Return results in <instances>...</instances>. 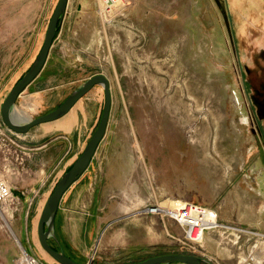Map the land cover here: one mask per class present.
<instances>
[{
  "label": "rangeland",
  "instance_id": "obj_1",
  "mask_svg": "<svg viewBox=\"0 0 264 264\" xmlns=\"http://www.w3.org/2000/svg\"><path fill=\"white\" fill-rule=\"evenodd\" d=\"M57 2L0 0V109L38 55ZM114 12L106 21L96 0H69L43 71L16 101L34 119L94 75L110 83L107 131L87 171L112 173L114 203L101 214L112 223L100 233L122 241L77 236L74 214L58 218L61 241L52 244L79 264L177 253L203 264H255L252 256L264 264V121L253 96L254 81L264 87V0H121ZM104 102L96 86L65 117L26 134L0 114V264H24L26 255L58 264L41 248L38 221ZM177 201L213 211L218 226L194 242L167 212L138 213Z\"/></svg>",
  "mask_w": 264,
  "mask_h": 264
},
{
  "label": "water",
  "instance_id": "obj_2",
  "mask_svg": "<svg viewBox=\"0 0 264 264\" xmlns=\"http://www.w3.org/2000/svg\"><path fill=\"white\" fill-rule=\"evenodd\" d=\"M68 1L69 0H58L47 26L45 38L38 55L36 56L29 70L13 86L3 101L0 114L4 125L10 131L16 134H26L37 126L52 123L65 117L73 109V107L94 87L100 86L103 89L105 102L99 124L89 142L85 146L82 154L56 183L53 192L45 202L38 221V239L44 252L58 264H79L67 257L62 248L58 247V250H55L49 241H51L52 238V240L54 239V241L58 242L54 225L56 214L64 194L88 170L100 143L105 137L111 111L109 80L104 75H94L87 79L77 90L69 95L66 100L54 110L34 119H29L28 121L20 123L16 122L13 117V110L15 109L17 99L39 77L46 65L53 41L64 20ZM203 262L204 260L196 255L177 253L150 257L135 264H203Z\"/></svg>",
  "mask_w": 264,
  "mask_h": 264
},
{
  "label": "crops",
  "instance_id": "obj_3",
  "mask_svg": "<svg viewBox=\"0 0 264 264\" xmlns=\"http://www.w3.org/2000/svg\"><path fill=\"white\" fill-rule=\"evenodd\" d=\"M119 175L120 177H124L123 174ZM112 177V173L109 172L98 174L91 172L88 173V171H86L83 176L64 194L56 214L54 225L55 234H57L56 237L58 239L59 245L61 240L58 237V234H60V231L57 228L58 218H71L74 214L80 215L78 220L81 221V224H77L76 226L74 225L75 228L79 230V233H75L80 237L86 234L88 231H91V234L97 235L98 232L100 233L102 230L108 229L111 226L112 221H104V219L101 217V214H103L102 211L104 209L105 211L109 212V209L114 203L110 202V197L107 195L108 191L113 189ZM74 226L70 224L71 228H74ZM102 233H100L98 236L99 239L101 238ZM120 237L121 234L116 233H109L107 235L104 234L100 239V243L98 239L97 245L98 243L99 245L102 244L103 246L116 245L122 241ZM77 244H83L82 246H86L90 244V242H78ZM72 245L74 244L72 243ZM73 247L76 248V245ZM68 251L71 252L70 249ZM71 253L73 254V252ZM251 259L255 264H260L262 261L261 256H252ZM79 262L80 264H87L82 263L80 260Z\"/></svg>",
  "mask_w": 264,
  "mask_h": 264
},
{
  "label": "built area",
  "instance_id": "obj_4",
  "mask_svg": "<svg viewBox=\"0 0 264 264\" xmlns=\"http://www.w3.org/2000/svg\"><path fill=\"white\" fill-rule=\"evenodd\" d=\"M120 2L121 0H96L99 16L106 21L112 20L119 15L114 11L120 5ZM162 212H164L163 209L155 205L146 206L138 213L142 215H160ZM169 216L182 226L186 237L194 242L201 241L206 231L218 226V224L214 225L213 221H216V214L213 211L195 204H185L178 212ZM24 264L42 263L35 257L26 255Z\"/></svg>",
  "mask_w": 264,
  "mask_h": 264
},
{
  "label": "flooded vegetation",
  "instance_id": "obj_5",
  "mask_svg": "<svg viewBox=\"0 0 264 264\" xmlns=\"http://www.w3.org/2000/svg\"><path fill=\"white\" fill-rule=\"evenodd\" d=\"M243 81L246 84L244 76H243ZM262 82L263 81H258V82L254 81V86L256 87V89L254 91V95H253L254 96V107L257 110V115H258L259 121H261L260 119H263V121H264V89H263L264 87H262L263 84L260 86V84ZM256 83L258 86L256 85ZM258 127H259L260 131L262 132V134H263L262 137L264 139V125L261 124V122H260Z\"/></svg>",
  "mask_w": 264,
  "mask_h": 264
},
{
  "label": "bare ground",
  "instance_id": "obj_6",
  "mask_svg": "<svg viewBox=\"0 0 264 264\" xmlns=\"http://www.w3.org/2000/svg\"><path fill=\"white\" fill-rule=\"evenodd\" d=\"M13 117H14V119H15V121L16 122H24V121H28L29 119L28 118H25L24 119V117H23V113L22 112H20L19 110H17V109H14L13 110ZM168 204V203H167ZM182 205V206H181ZM184 205L183 204H181L180 202H174V203H172V205H171V207H170V210H163L164 212H167L169 215H172V214H174L175 212H178V210L180 209V208H182ZM161 208H162V206H161ZM166 209V208H165ZM214 222V225L216 226V221H213Z\"/></svg>",
  "mask_w": 264,
  "mask_h": 264
},
{
  "label": "trees",
  "instance_id": "obj_7",
  "mask_svg": "<svg viewBox=\"0 0 264 264\" xmlns=\"http://www.w3.org/2000/svg\"><path fill=\"white\" fill-rule=\"evenodd\" d=\"M50 242V244L53 246V248L55 249V250H58V247L55 245V244H52L53 242L52 241H49Z\"/></svg>",
  "mask_w": 264,
  "mask_h": 264
}]
</instances>
